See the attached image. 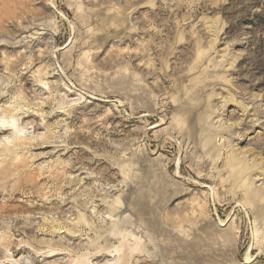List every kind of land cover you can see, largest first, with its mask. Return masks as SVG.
<instances>
[{"label":"rangeland","instance_id":"1","mask_svg":"<svg viewBox=\"0 0 264 264\" xmlns=\"http://www.w3.org/2000/svg\"><path fill=\"white\" fill-rule=\"evenodd\" d=\"M0 131V264H264V0H0Z\"/></svg>","mask_w":264,"mask_h":264},{"label":"bare ground","instance_id":"2","mask_svg":"<svg viewBox=\"0 0 264 264\" xmlns=\"http://www.w3.org/2000/svg\"><path fill=\"white\" fill-rule=\"evenodd\" d=\"M3 123H4V122H3ZM7 123H8V122H7ZM3 125H4V124H3ZM3 125H2V126H3ZM6 125H8V124H5V126H6ZM9 127H10V126H8L7 128H9ZM2 130L5 131V130H7V129H6V127H4ZM0 132H1V131H0Z\"/></svg>","mask_w":264,"mask_h":264}]
</instances>
